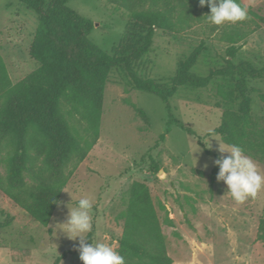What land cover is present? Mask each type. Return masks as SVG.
<instances>
[{
  "label": "rangeland",
  "instance_id": "obj_1",
  "mask_svg": "<svg viewBox=\"0 0 264 264\" xmlns=\"http://www.w3.org/2000/svg\"><path fill=\"white\" fill-rule=\"evenodd\" d=\"M240 1L250 17L243 22L215 26L204 19L179 33L155 30L149 52L134 64L136 74L166 84L179 63L201 43L203 51L191 69L198 76L223 68L226 60L264 67V0ZM67 6L92 23L91 43L106 53L118 45L129 13L104 0H69ZM148 6L147 2L144 7ZM37 20L18 1L0 0V58L10 86L38 69L29 55ZM232 42L239 48L234 59L226 54ZM237 79L215 78L205 88H179L168 100L171 114L195 135L173 125L156 146L166 129L165 104L133 89L121 69L111 71L102 93L97 141L82 162L72 160L62 170L64 185L47 226L35 222L0 192V264H53L61 253L74 251L78 241L69 240L60 224L86 196L93 201L91 242L111 244L117 251L135 182L149 190L172 264H264V244L257 239L259 221L264 219V188L255 198L237 204L223 182H217L216 176L213 182L210 179L212 161L222 155L218 143H225L208 133L220 126L225 115L237 112V95L222 96ZM245 84L250 119L264 129L260 99L264 79H246ZM63 112L73 134L82 138L87 121L82 109L68 115L66 106ZM199 139L211 156L199 146ZM16 150V140L0 133V159ZM247 156L264 174V153ZM33 161L34 168L43 167L42 161ZM0 174L5 175L1 161ZM23 179L29 185L38 183L28 172ZM58 264L82 262L76 253Z\"/></svg>",
  "mask_w": 264,
  "mask_h": 264
},
{
  "label": "trees",
  "instance_id": "obj_2",
  "mask_svg": "<svg viewBox=\"0 0 264 264\" xmlns=\"http://www.w3.org/2000/svg\"><path fill=\"white\" fill-rule=\"evenodd\" d=\"M11 1L25 5L37 16L29 55L38 69L10 86L0 58V133L17 142L16 152L0 159L5 164V175L0 174V192L35 222L47 226L64 185L62 170L72 160L82 162L96 143L102 93L113 70L121 69L133 89L152 94L165 104L166 129L156 146L164 141L173 125L195 135L171 114L168 100L179 88H205L215 78L233 82L238 77L231 91L222 93L224 98L237 95V112L225 115L220 126L208 135L220 136L225 144H238L250 156L264 153V129L250 119L245 84L246 79L263 80L264 67L254 68L248 62L234 65L226 60L223 68L198 76L191 69L203 51L201 43L179 63L174 77L166 84L141 78L134 70L135 62L149 52L155 30L182 32L193 23L207 19L205 15L210 11L207 5L200 7L198 0H104L130 15L120 42L106 53L89 41L92 23L70 9L69 0ZM147 2L149 6L145 8ZM233 43L226 49L231 59L239 51ZM260 99L264 108V95ZM66 106L68 115L82 109L87 120L82 138L73 134L63 112ZM198 144L207 155H212L200 139ZM33 159L42 161L43 167L34 168ZM24 172L38 183H25ZM217 173L218 168L214 167L211 182ZM87 238L91 242V233ZM257 239L264 244V219L259 221ZM117 251L124 256L125 264H172L149 190L143 183L135 182L131 186ZM76 253V250L65 251L53 264Z\"/></svg>",
  "mask_w": 264,
  "mask_h": 264
},
{
  "label": "clouds",
  "instance_id": "obj_3",
  "mask_svg": "<svg viewBox=\"0 0 264 264\" xmlns=\"http://www.w3.org/2000/svg\"><path fill=\"white\" fill-rule=\"evenodd\" d=\"M199 6L207 5L209 14L205 15L211 25L235 24L250 19L249 11L238 0H198ZM218 151L222 154L212 161L218 168L217 182L226 185L227 194L237 204L255 198L264 188V174L256 163L245 154L238 144L220 143ZM227 153V155H223ZM207 167V165H205ZM69 209V208H68ZM93 201L89 197L79 199L76 207L69 209L66 221L61 225L62 232L72 241H78L75 250L82 264H125V258L108 243H92L87 234L93 232Z\"/></svg>",
  "mask_w": 264,
  "mask_h": 264
},
{
  "label": "water",
  "instance_id": "obj_4",
  "mask_svg": "<svg viewBox=\"0 0 264 264\" xmlns=\"http://www.w3.org/2000/svg\"><path fill=\"white\" fill-rule=\"evenodd\" d=\"M162 174H163V173H162L161 171L158 173L159 176H162Z\"/></svg>",
  "mask_w": 264,
  "mask_h": 264
}]
</instances>
